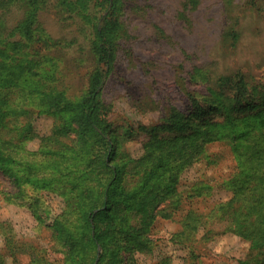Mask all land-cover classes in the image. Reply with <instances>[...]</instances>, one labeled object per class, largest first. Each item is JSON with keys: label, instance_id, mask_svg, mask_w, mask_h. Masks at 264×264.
<instances>
[{"label": "trees", "instance_id": "1", "mask_svg": "<svg viewBox=\"0 0 264 264\" xmlns=\"http://www.w3.org/2000/svg\"><path fill=\"white\" fill-rule=\"evenodd\" d=\"M106 2L107 15L80 13L82 18L71 16L80 9L76 0L61 3L68 15L61 19L75 24L80 35L68 40L43 29L37 7L10 23L11 8L25 12L26 0H0V203L27 207L40 225L47 224L44 193L64 203L47 225L53 232L51 246L21 242L11 224L0 219V264L23 254L28 264H134V255L156 253L152 232L157 221L176 217L181 227L171 241L187 252L185 264L203 261L197 235L205 243L224 234L249 243L239 264H264V116L253 103L240 108L238 118L228 111L233 95L243 97L240 90L249 75L205 73L207 95L185 90L190 108L165 112L152 132L146 126L126 129L127 138L148 133L145 152L130 158L121 151L118 139L126 141L118 133L122 127L114 129L109 122L111 106L103 96L127 37L117 13L125 4ZM73 45L81 58L90 54L93 63L80 91L64 82L59 68V54ZM221 82L216 90L214 83ZM200 99H211L215 106L203 111ZM213 110L224 111L226 120L209 118ZM37 115L51 118L52 129L39 150L29 152L25 137L33 135ZM193 118L198 121L192 128ZM162 130L178 134L160 137ZM215 143L234 149L232 173L217 185L232 195L227 201H211L210 179L180 190L182 166L202 158L217 164L207 154ZM158 257L154 264H173L168 255Z\"/></svg>", "mask_w": 264, "mask_h": 264}, {"label": "rangeland", "instance_id": "2", "mask_svg": "<svg viewBox=\"0 0 264 264\" xmlns=\"http://www.w3.org/2000/svg\"><path fill=\"white\" fill-rule=\"evenodd\" d=\"M66 0H26L29 7L25 12L14 5L7 18L10 23L25 17L31 8L37 7L38 18L43 29L53 38L80 37L76 25H70L63 15L61 3ZM80 9L73 12V18L82 14L107 15L106 0H76ZM125 6L117 12L123 18L127 37L122 40L114 75L112 74L103 89L107 105L111 106L109 122L119 129L126 140L121 139L122 153L130 158L142 156L143 145L148 133L137 131L127 138V128L148 127L149 131L160 123V117L172 108L183 112L191 107L185 90L197 92L201 97L208 94L210 82L205 77L208 71L234 75L242 72L249 75L245 87L236 99L233 95L228 111L238 118L243 115L240 108L248 103L259 107L264 116V0H123ZM117 6V5H116ZM17 7V8H16ZM119 8V6H118ZM120 9V8H119ZM121 16V17H120ZM6 18V17H5ZM233 32L237 38L232 40ZM88 53V51H87ZM60 74L64 82L75 91L86 86V74L91 70L92 57L81 58L78 45L63 50L59 54ZM91 59V60H90ZM69 61L72 63L70 64ZM201 70V74L197 73ZM232 78V77H231ZM234 82V81H233ZM223 85L214 83L217 90ZM231 84H229L230 86ZM211 99H200L203 111L215 106ZM215 100V98H214ZM190 113H186L189 118ZM209 118L217 122L226 120L225 112H210ZM193 126L198 119H192ZM53 120L37 115L34 133L25 137L26 150L37 152L41 139L50 134ZM191 132V127L186 130ZM160 137L174 136L176 131L162 130ZM117 140V133H116ZM233 148L224 144H213L207 154L217 164L210 165L202 158L191 165L180 168V190L187 191L194 183L212 180L214 188L211 201H227L232 195L217 185L227 178L234 168ZM0 175V179H1ZM47 224L40 225L27 207L0 203V219L13 227V234L21 242L52 245L50 218L59 214L64 203L62 198L43 195ZM45 201V202H44ZM49 212V214H48ZM180 219L158 220L152 232L157 248L154 256L136 254L134 264H154L159 255H168L173 264H185L187 252L171 241L173 233L180 229ZM197 246L203 252L201 264H239L248 252L249 243L231 234L213 237ZM1 247V243H0ZM30 258L23 254L16 262L7 264H28ZM187 264V263H186ZM199 264V262H198Z\"/></svg>", "mask_w": 264, "mask_h": 264}]
</instances>
